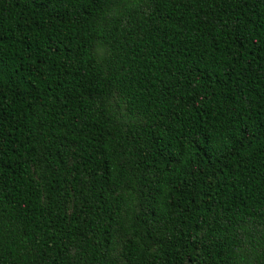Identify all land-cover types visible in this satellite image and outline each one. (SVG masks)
<instances>
[{"label": "trees", "instance_id": "obj_1", "mask_svg": "<svg viewBox=\"0 0 264 264\" xmlns=\"http://www.w3.org/2000/svg\"><path fill=\"white\" fill-rule=\"evenodd\" d=\"M0 264H264V0H0Z\"/></svg>", "mask_w": 264, "mask_h": 264}]
</instances>
